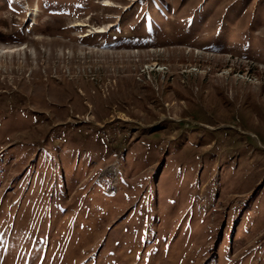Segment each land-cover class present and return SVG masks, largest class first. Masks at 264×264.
<instances>
[{"label": "rangeland", "instance_id": "374dc122", "mask_svg": "<svg viewBox=\"0 0 264 264\" xmlns=\"http://www.w3.org/2000/svg\"><path fill=\"white\" fill-rule=\"evenodd\" d=\"M0 264H264V0H0Z\"/></svg>", "mask_w": 264, "mask_h": 264}, {"label": "bare ground", "instance_id": "6f19581e", "mask_svg": "<svg viewBox=\"0 0 264 264\" xmlns=\"http://www.w3.org/2000/svg\"><path fill=\"white\" fill-rule=\"evenodd\" d=\"M100 31H102V30H100Z\"/></svg>", "mask_w": 264, "mask_h": 264}]
</instances>
